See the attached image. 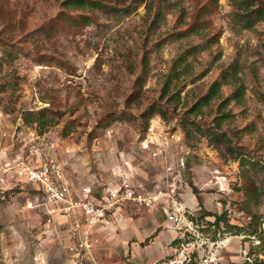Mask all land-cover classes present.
Masks as SVG:
<instances>
[{
  "label": "rangeland",
  "instance_id": "1",
  "mask_svg": "<svg viewBox=\"0 0 264 264\" xmlns=\"http://www.w3.org/2000/svg\"><path fill=\"white\" fill-rule=\"evenodd\" d=\"M65 1L0 0L1 145L37 148L72 188L95 194L120 171L153 188L183 162L186 203L196 214L228 210L231 221L249 213L255 224L241 233L260 239L264 264V22L243 0ZM232 64L241 99L220 107L234 88L224 85L191 110ZM151 105L164 112L146 121ZM27 112L35 121L24 124ZM21 202L0 204V264H61L62 246Z\"/></svg>",
  "mask_w": 264,
  "mask_h": 264
},
{
  "label": "built area",
  "instance_id": "2",
  "mask_svg": "<svg viewBox=\"0 0 264 264\" xmlns=\"http://www.w3.org/2000/svg\"><path fill=\"white\" fill-rule=\"evenodd\" d=\"M157 154L152 153L153 157ZM178 163L176 168L167 164L166 179L153 188L133 183L120 171L116 188L98 195L84 186L76 195L57 159L43 156L35 147L17 151L13 144L3 146L0 142V204L18 200L23 209L36 211L42 234L62 246L61 264H98L94 249L101 241L96 233L99 226L132 222L136 215L156 207L164 213L159 233L175 234L173 252L157 264H229L225 258L229 254L234 264H257L255 249L260 245L259 238L232 234L224 229L222 221L217 224L213 216H200L194 206L186 203L179 169L184 164ZM212 179L217 189L224 191V174L216 170ZM227 213L229 218L228 210ZM237 216L240 222L230 218L229 222L243 225L251 221V215L241 210ZM57 218L69 224L66 245L60 237H51ZM234 238L238 239L237 245L232 243Z\"/></svg>",
  "mask_w": 264,
  "mask_h": 264
},
{
  "label": "crops",
  "instance_id": "3",
  "mask_svg": "<svg viewBox=\"0 0 264 264\" xmlns=\"http://www.w3.org/2000/svg\"><path fill=\"white\" fill-rule=\"evenodd\" d=\"M119 182V180H118ZM118 182L110 183L105 189H113ZM105 189L97 192L101 195ZM78 195L79 190L73 188ZM34 212L32 210H26ZM164 219L160 207L144 210L134 221L121 223L118 226L96 229L101 241L94 254L99 264H157L162 258L169 256L174 250L173 232L162 231L159 225ZM39 228L41 225L37 222ZM69 224L66 220L57 218L52 230V236L61 238L63 245L69 243ZM158 230V232H156ZM152 236L145 242V238ZM46 242H52L46 238Z\"/></svg>",
  "mask_w": 264,
  "mask_h": 264
},
{
  "label": "trees",
  "instance_id": "4",
  "mask_svg": "<svg viewBox=\"0 0 264 264\" xmlns=\"http://www.w3.org/2000/svg\"><path fill=\"white\" fill-rule=\"evenodd\" d=\"M66 1H71V0H66ZM90 3L94 5L97 3V1L92 0V1H90ZM242 3H243L244 12L246 13L245 15L247 17H249V19H252L253 21H263L264 22V0H243ZM160 13H161L160 6H158V7L156 6L153 16L157 17ZM7 57L9 59V57H10L9 53L7 54ZM235 66H236L235 64L234 65L232 64L228 68H224L223 70H221L219 79L215 80L211 84V86L209 87V89L207 90V92L205 94L198 97L197 103L192 106L191 110H193L194 108H197V106H201V105H205V104L209 103L213 98L219 97L220 89L224 85H232V86H234V88L232 89V91L230 92V94L226 98H223L221 100L220 107L227 106L230 101H235V102L239 101L241 99L242 94H243V87L238 82L237 69L235 68ZM179 92L177 93V95H179ZM166 103H168V102H166ZM155 109H157V110H155ZM154 112H158L159 114L163 115L164 111L162 110V106H160V105H157L156 107L151 105L148 108V112H146V114H144L145 120L147 121L148 115H151ZM26 115L27 116H23V117L19 116V118L22 119V122L24 124L32 123L33 121H35V119L30 117V116H33L31 112H27ZM223 116H224V114H223ZM234 145L238 148V151H239V148H241V147L235 143H234ZM238 154H239V152H237L235 154V157H237ZM240 210L243 211L245 214H249L246 211H244L243 209H240ZM199 213H200V216H204V215L213 216L215 219V222L217 224L219 223V221H222L224 223V229L226 231H229L232 234H241V232L245 231L247 228H250L253 224H255L254 222H252L253 221L252 218H251V221L249 223H246L243 225L230 223L229 218L227 217L228 213L226 210L222 211L221 213H216V212L212 213V212H208L206 210L200 209ZM244 225H246V226H244ZM256 232L257 231L255 230L254 233H256ZM256 263L258 264V258L256 259Z\"/></svg>",
  "mask_w": 264,
  "mask_h": 264
}]
</instances>
